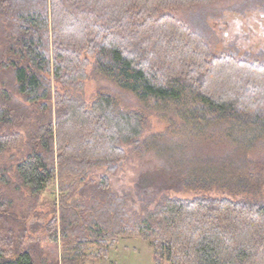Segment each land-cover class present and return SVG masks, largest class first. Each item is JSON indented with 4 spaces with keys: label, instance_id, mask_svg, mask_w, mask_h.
Listing matches in <instances>:
<instances>
[{
    "label": "trees",
    "instance_id": "16d2710c",
    "mask_svg": "<svg viewBox=\"0 0 264 264\" xmlns=\"http://www.w3.org/2000/svg\"><path fill=\"white\" fill-rule=\"evenodd\" d=\"M215 1L0 0V69L10 71L23 98L0 91V129L23 124L29 106L49 111L31 153L14 169V187L5 174L11 168L1 171L7 189L0 186V216L15 217L5 191L38 198L57 181L59 217L47 233L68 246L64 264L85 262L92 248L95 258L105 257L124 237L150 242L155 264H264V199L167 195H248L264 187V62L214 54L205 34L170 13ZM85 56L93 58L95 78L112 88L90 105L55 93L52 118L49 77L77 86L86 78ZM152 111L168 128L140 140ZM19 140L18 133L0 135V153ZM125 146L149 165L135 183L143 206L161 196L154 211L136 219L125 198L109 192L107 177L83 188L80 199L65 183H83L91 168L115 172ZM88 192L90 204L82 197ZM18 250L10 257L0 249V264H35L29 250Z\"/></svg>",
    "mask_w": 264,
    "mask_h": 264
},
{
    "label": "rangeland",
    "instance_id": "374dc122",
    "mask_svg": "<svg viewBox=\"0 0 264 264\" xmlns=\"http://www.w3.org/2000/svg\"><path fill=\"white\" fill-rule=\"evenodd\" d=\"M170 13L176 19L205 34L214 54H231L238 58L264 62V0H216L209 4L176 8ZM2 42L4 39L0 35V58L2 57ZM85 58L89 61L85 70L86 78L77 86L64 87L49 77L52 96L48 106L51 107L52 118L54 117L55 93L68 94L82 100L86 105H90L100 91L112 88L111 83L107 80L99 81L95 78L93 58L91 56H85ZM3 89L7 90L15 100L23 101V98L15 91V83L10 71L6 69H0V91ZM126 100L129 109L136 108V102L132 97H126ZM29 108L31 115L23 124L0 129V135L11 132L20 134L17 146L0 153V178L3 174L2 169L11 168L5 172L11 180V188L14 187L16 181L14 171L16 165L33 149L36 126L39 125L40 120L49 115L48 110L43 112L38 105L29 106ZM122 108L125 106L122 105ZM167 128L168 124L152 111L140 140L151 134L162 133ZM124 151L125 157L118 162L115 172L107 171L106 167H96L88 171V177L83 183L73 179L66 180V184H71L75 188L73 198L80 199V191L83 188L95 187L103 177H107L109 192L120 199L125 198V209L131 219L141 218L146 212L154 211L161 196L146 208L135 192L137 178L149 168V165L134 158L130 153L129 146H125ZM0 186L7 189L5 185L1 184ZM4 193V197L13 200L14 207L11 212L15 215L14 218L9 215L0 216V249L5 250V255L12 257L17 249H19L18 251L29 250L35 264H64L63 258L68 246L60 236L55 241L47 233L48 225L52 219L55 216L59 217L61 193L58 191L57 181L48 185L38 198H33L27 190H23L22 198L16 196L12 190ZM65 193L67 194V192ZM85 194L82 196L83 199L85 196H90L89 192ZM167 195L181 199H191L203 195L213 198L225 197L233 200L253 201L264 199V187L258 193L248 195H229L217 190L209 192L170 191L167 192ZM84 200L90 204L88 200ZM57 232L59 235V226ZM107 253L105 257L95 258L96 250L92 248L86 253L87 260L80 264H155L150 242L137 238H120L111 249H108ZM161 264L167 263L162 262Z\"/></svg>",
    "mask_w": 264,
    "mask_h": 264
}]
</instances>
